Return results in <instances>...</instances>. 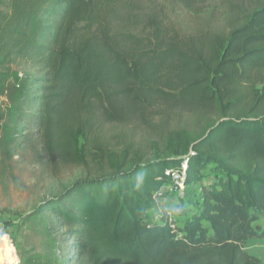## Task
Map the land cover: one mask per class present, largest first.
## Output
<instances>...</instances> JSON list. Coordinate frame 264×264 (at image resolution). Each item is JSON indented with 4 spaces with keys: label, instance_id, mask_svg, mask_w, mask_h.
Masks as SVG:
<instances>
[{
    "label": "trees",
    "instance_id": "trees-1",
    "mask_svg": "<svg viewBox=\"0 0 264 264\" xmlns=\"http://www.w3.org/2000/svg\"><path fill=\"white\" fill-rule=\"evenodd\" d=\"M134 120L159 156L104 153L99 174L41 201L18 264H264L244 250L264 239V0H0V164L19 145L84 163L86 131ZM184 161L186 183L207 164L225 180L182 227L151 222Z\"/></svg>",
    "mask_w": 264,
    "mask_h": 264
},
{
    "label": "rangeland",
    "instance_id": "rangeland-1",
    "mask_svg": "<svg viewBox=\"0 0 264 264\" xmlns=\"http://www.w3.org/2000/svg\"><path fill=\"white\" fill-rule=\"evenodd\" d=\"M166 4L170 25L181 34L195 30L198 17L172 8L168 1ZM85 133L87 139L79 138L77 145L78 149L86 150L84 163L54 164L40 147L19 145L12 151L11 158L0 164V264H18L19 255L35 242L33 232L22 225L25 215L75 181L99 174L105 154L127 151L130 158L140 156L144 160L159 156L157 134L138 120L124 125H103ZM95 143L100 145L99 150H94ZM223 180L225 174L214 164H207L193 182L184 183L183 189L166 183L155 196L158 207L147 213L150 221L160 223L166 215L172 227H182L187 220L199 215L202 190ZM254 226L264 230V218ZM244 250L264 263V239L248 240Z\"/></svg>",
    "mask_w": 264,
    "mask_h": 264
},
{
    "label": "built area",
    "instance_id": "built-area-1",
    "mask_svg": "<svg viewBox=\"0 0 264 264\" xmlns=\"http://www.w3.org/2000/svg\"><path fill=\"white\" fill-rule=\"evenodd\" d=\"M186 168L187 164L186 161H184L177 169H171L165 172V175L169 178L170 182L173 183L177 189H183L184 187Z\"/></svg>",
    "mask_w": 264,
    "mask_h": 264
}]
</instances>
